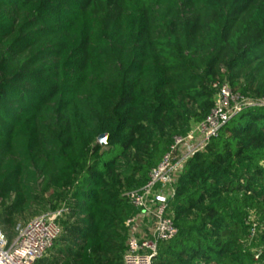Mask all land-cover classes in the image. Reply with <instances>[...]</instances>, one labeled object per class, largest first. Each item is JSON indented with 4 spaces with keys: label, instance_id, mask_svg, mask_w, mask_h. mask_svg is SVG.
<instances>
[{
    "label": "trees",
    "instance_id": "trees-1",
    "mask_svg": "<svg viewBox=\"0 0 264 264\" xmlns=\"http://www.w3.org/2000/svg\"><path fill=\"white\" fill-rule=\"evenodd\" d=\"M223 83L264 99V0H0V230L62 211L35 264H123L128 194ZM171 189L177 234L153 264H264V107L234 115Z\"/></svg>",
    "mask_w": 264,
    "mask_h": 264
},
{
    "label": "built area",
    "instance_id": "built-area-1",
    "mask_svg": "<svg viewBox=\"0 0 264 264\" xmlns=\"http://www.w3.org/2000/svg\"><path fill=\"white\" fill-rule=\"evenodd\" d=\"M215 107L207 118L196 125L186 138L175 137L169 151L151 170L148 181L128 194L137 212L125 222L126 250L123 264H153L158 242L169 241L177 234L168 205L173 197L171 186L186 161L202 150L234 115L246 107H264V99L256 100L234 93L226 84H214ZM62 211L48 212L19 228L14 240L0 230V264H35L53 247L61 235L59 219Z\"/></svg>",
    "mask_w": 264,
    "mask_h": 264
},
{
    "label": "rangeland",
    "instance_id": "rangeland-1",
    "mask_svg": "<svg viewBox=\"0 0 264 264\" xmlns=\"http://www.w3.org/2000/svg\"><path fill=\"white\" fill-rule=\"evenodd\" d=\"M195 127L196 126H192V128L190 129V131L186 134V135H184L182 138H186L188 135H190V134H193V139L197 136V134H194V131H195ZM250 222H251V224H252V228L250 229V234H249V237H248V242H251L252 240H255V237L257 236V229H258V225H260L262 222H260L258 219H257V217L256 216H254V215H251L250 216ZM264 226V224H262V227ZM8 237V236H7ZM15 237L16 236H13V238H11V240L12 239H15ZM257 249H254L252 252L253 253H255V254H257Z\"/></svg>",
    "mask_w": 264,
    "mask_h": 264
},
{
    "label": "water",
    "instance_id": "water-1",
    "mask_svg": "<svg viewBox=\"0 0 264 264\" xmlns=\"http://www.w3.org/2000/svg\"><path fill=\"white\" fill-rule=\"evenodd\" d=\"M105 140H106V136L103 135V136L99 137L98 142H99V143H102V142H104Z\"/></svg>",
    "mask_w": 264,
    "mask_h": 264
},
{
    "label": "crops",
    "instance_id": "crops-1",
    "mask_svg": "<svg viewBox=\"0 0 264 264\" xmlns=\"http://www.w3.org/2000/svg\"><path fill=\"white\" fill-rule=\"evenodd\" d=\"M12 240H14V239H12Z\"/></svg>",
    "mask_w": 264,
    "mask_h": 264
}]
</instances>
